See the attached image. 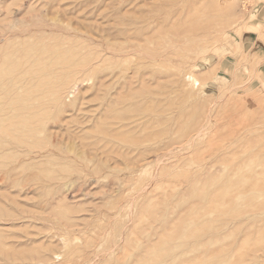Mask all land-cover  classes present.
Wrapping results in <instances>:
<instances>
[{
    "label": "rangeland",
    "instance_id": "obj_1",
    "mask_svg": "<svg viewBox=\"0 0 264 264\" xmlns=\"http://www.w3.org/2000/svg\"><path fill=\"white\" fill-rule=\"evenodd\" d=\"M0 264H264V0H0Z\"/></svg>",
    "mask_w": 264,
    "mask_h": 264
},
{
    "label": "bare ground",
    "instance_id": "obj_2",
    "mask_svg": "<svg viewBox=\"0 0 264 264\" xmlns=\"http://www.w3.org/2000/svg\"><path fill=\"white\" fill-rule=\"evenodd\" d=\"M142 21H143V20H142ZM137 22H138V21H137ZM132 23H133V21H132ZM137 32H138V31H137ZM137 34H140V33L138 32ZM119 35H124V36H126V35H127V36L130 35V29H128V28H123V29H122V28H121V29L119 30ZM135 37H136V35H135ZM137 37H138V35H137ZM210 51H212V50H210ZM210 51H209V52H210ZM161 52H163V51L161 50ZM164 52H165V51H164ZM161 54H162V53H161ZM152 55H154V54H152ZM162 55H163V54H162ZM155 56H156V55H155ZM188 57H189V56H188ZM188 57H187V58H188ZM187 58H186V59H187ZM190 59H191V58L189 57V60H190ZM200 59H201V58H200ZM189 60H188V61H189ZM197 60H198V59H197ZM184 61H187V60H184ZM184 61H183V63L186 64V65H184V66H187V65H188V61H187V62H184ZM195 61H196V59H195ZM195 61H194V62H195ZM189 62H190V61H189ZM191 63H192V62H191ZM69 64H70V63H69ZM73 65H74V64H73ZM75 65H76V64H75ZM83 65H84V64H83ZM182 66H183V65L181 64V67H179V68L182 69V68H183ZM191 67H192V68H193V67L195 68V66H192V64H191ZM196 67H197V66H196ZM184 68H185V67H184ZM184 68H183V69H184ZM184 70H185V69H184ZM71 72H72V70H71ZM74 73L77 74V72H74ZM72 75H73V74H72ZM187 75H188V77L192 78L193 80H196V76H195L192 72H189ZM20 76H21V75H20ZM82 77H83V76H82ZM78 79H79V78H78ZM78 79H76L75 82H77ZM81 80L83 81V78H82ZM79 81H80V80H79ZM84 81H85V80H84ZM84 81H83V82H84ZM75 82H74L75 86H76V85L78 86V84H79L81 81H80L78 84H76ZM74 84H73V85H74ZM6 87H7V86H6ZM51 88H52V87H51ZM147 88H148V90L150 89L149 86H147ZM74 89H75V88H74ZM136 91H137V90H136ZM138 91H139V89H138ZM155 91L158 92V90H155V89H154V92H155ZM139 92H140V94H137V95H140V97H141L142 100H143L145 97H143L141 94H145L146 97H148L146 93H143V92H142V90L139 91ZM141 92H142V93H141ZM162 92H163V91H162ZM164 93H165V92H164ZM164 93H162V94H163L162 97H164ZM154 94H155V93H154ZM154 94H150V93H149V96H151V98L149 97L148 99H153V96H154L153 101L155 102V100L157 101V97L160 99L159 96H160L161 92H160V90H159V96L157 95L158 93H156L157 97H156V95H154ZM4 95H5V94H4ZM145 95H144V96H145ZM152 95H153V96H152ZM165 95H167V94L165 93ZM56 96H57V95H56ZM132 96H133V95H132ZM142 97H143V98H142ZM62 98H63V97H62ZM132 98H133V97H132ZM132 98H131V99H132ZM131 99H129V100H131ZM133 99H135V97H134ZM145 100H146V98H145ZM145 100H144V101H145ZM160 100H164V99L161 98ZM170 100H171V99H170ZM117 101H118V99H117ZM132 101H133V100H131V102H132ZM153 101H150V100L147 101V100H146L145 102H146L147 105H148V103L153 102ZM165 101H166V99H165ZM168 101H169V100H168ZM168 101H167V103L164 102V104H165V105L167 104V106H168V103H172L171 101H170V102H168ZM174 101H175V99L173 100V102H174ZM176 101H177V100H176ZM176 101L174 102V105H172V106H173V109L175 108V104H177V102H178V104L180 103V102H179L180 100L177 101V102H176ZM112 102H114V101H112ZM135 102H136V100H134V103H135ZM137 102H138V101H137ZM157 102H158V101H157ZM157 102H156V103H157ZM58 103H59V102H58ZM125 103H126V102H125ZM134 103H133V105H134ZM158 103H159V102H158ZM142 104H144V105H142V106H143V107L145 106L146 109H147V110L144 109V108H145V107H144V108H143L144 111H148V110H150V107H151L150 105H149V109H148L147 106H146V104L143 103V101H142ZM181 104H182V103H181ZM126 105H127V104H126ZM151 105L155 106L154 103H153V104L151 103ZM170 105H171V104H170ZM38 107H39V106H38ZM109 107H110V106L108 105V108H109ZM158 107H159V106H158ZM168 107H171V106H168ZM139 108H141V106H139ZM159 108H161V107H159ZM164 108H165V110H167L166 107H164ZM39 109H40V107H39ZM133 109H134L133 111H136L135 108H133ZM176 109H177V107H176ZM176 109H175V110H176ZM32 110H33V109H32ZM62 110H63V109H62ZM62 110H61V111H62ZM168 110H171V108H170V109L168 108ZM150 111H151V110H150ZM150 111L147 112L148 117H151V116H152V115H151V116L149 115ZM163 111H164V110H163ZM182 111L185 112L184 110H182ZM182 111L179 112L180 115H178V117L181 116V114H183V115L185 114V113H182ZM153 112H154V111H153ZM159 112H161V111H159ZM200 112H201V111H200ZM203 112H204V110H203ZM21 113H23V112H21ZM21 113H20V115H21ZM135 113L137 114L138 111H137V112H133L132 115H134ZM143 113H144V112H143ZM151 113H152V112H151ZM156 113H157V112H156ZM204 113H205V112H204ZM17 114H18V112H17ZM23 114H24V113H23ZM144 114L146 115V113H144ZM157 114H158V113H157ZM175 114H177V113H175ZM193 114H194V112H193ZM142 115H143V114H142ZM153 115H155V114H153ZM59 116H60V115H59ZM134 116H135V115H134ZM134 116H132V117H134ZM200 116H201V118H202V116H203V115H202V112H201V115L197 116V114H196V116H193V118H194V117H195V118H196V117H199V118H200ZM120 117H121V116H120ZM120 117H119V118H120ZM124 117H125V116H124V114H123V117H122V118H124ZM130 117H131V116H130ZM130 117H129V118H130ZM135 117L137 118V117H138V114H137ZM145 117H146V116H145ZM152 117H153V116H152ZM178 117H177V120H178ZM203 117H205V115H204ZM117 118H118V117H117ZM126 118H127V116H126ZM129 118H128V119H129ZM155 118H156V115H155ZM199 118H197V119H199ZM63 119H65V118H63ZM115 119H116V117H115ZM132 119H133V118H132ZM132 119H130L129 122H130V124H132V127H133V124L135 125V120L133 119V122H132V121H131ZM140 119L142 120V118H140ZM156 119H157V118H156ZM182 119H183V118H182ZM55 120H57V119H55ZM126 120H127V119H126ZM163 120H164V119H163ZM179 120H180V119H179ZM21 121H22V120H21ZM28 121H29V120H28ZM64 121H65V120H64ZM122 121H123V119L121 120V122H122ZM156 121H157V120H155L154 122H152V121H151V122H152V123H155ZM160 121H162V120H160ZM164 121L167 122V120H164ZM119 122H120V119H119ZM124 122H125V121H124ZM136 122H137V120H136ZM145 122H146V121H145ZM145 122L143 123V121H142L143 125L145 124ZM149 122H150V121H149ZM162 122H163V121H162ZM166 122H165V123H162L163 126L166 125ZM200 122H201V120H199V121L197 120L196 125L199 124ZM56 123H58V122H56ZM127 123H128V121H127ZM127 123L125 122V124L128 126ZM142 123H141V125H139L138 123H136V124H138L139 126H142ZM104 124H105V123H104ZM107 124H108V123H107ZM112 124H114V122H113ZM112 124H111V125H112ZM117 124H119V123H117ZM125 124H123V122H122V124H119L118 127H120V128L117 127V131H118V129H121V130H122V134H123V132H124V128H125V127H123L122 125H125ZM130 124H129V126H130ZM155 124H157V122H156ZM155 124H154V125H155ZM158 124H159V122H158ZM162 124L160 123V126H161ZM164 124H165V125H164ZM200 124H201V123H200ZM200 124H199V125H200ZM58 125H59V124H58ZM67 125H68V123H67ZM120 125L122 126L123 129L121 128ZM138 125L135 126V127H138ZM149 125L151 126L152 124L149 123ZM154 125L152 126L153 128H154ZM199 125L195 126L194 129L198 128ZM96 126H98V125H96ZM99 126H100V125H99ZM99 126H98V127H99ZM105 126H107V125H105ZM105 126H104V127H105ZM109 126H110V125H108L107 128L105 127L106 130H108V127H109ZM155 126H157V125H155ZM160 126H158V128H159L160 130H159V129H158V130L161 132V128H162V126H161V128H160ZM166 126H167V125H166ZM204 126H206V125H204ZM204 126H202V128H203ZM6 127H7V126H6ZM54 127H55V126H54ZM59 127H60V126H59ZM59 127H58V128H59ZM65 127L67 128V126H65ZM65 127H62V128L65 129ZM100 127H101V126H100ZM111 127L113 128V125H112ZM152 127H150V131H151V129H153ZM21 128H22V127H21ZM60 128H61V127H60ZM60 128H59L58 130L61 131L62 129H60ZM112 128H110V129H112ZM126 128H129V127H126ZM144 128H147V124H146V127H145V125H144ZM144 128H143V129H144ZM167 128H168L169 130H171V129L169 128V126H168ZM167 128H166V129H167ZM183 128L185 129L186 126L183 127ZM52 129H53V128H52ZM54 129L56 130V131H55V133H56V132H57L56 127H55ZM64 129H63V130H64ZM99 129H100V128H99ZM99 129H97V130L99 131ZM113 129H114V128H113ZM186 129H188V128H186ZM190 129H191V128H190ZM194 129H193V130H194ZM204 129H205V127H204ZM63 130H62V131H63ZM68 130H69V129H67V131H68ZM101 130H102V128H101ZM114 130L116 131V128H115ZM114 130H112V133H110L111 130H110V131H106V133L109 132L110 134H113V131H114ZM127 130H128V129H127ZM135 130H136V129H135ZM144 130H145V129H144ZM153 130H154V129H153ZM162 130H164V131H163V135L169 132V130H168V131L166 130V131H167V132H166V131H165V128H164V129L162 128ZM206 130H207V129H206ZM62 131H61V134H62ZM67 131L64 130V133H66ZM131 131H132V130H131ZM146 131H147V132H146L147 136H148L149 134H151V132H150L149 130L146 129ZM148 131H149L150 133H148ZM179 131H181V129H180ZM185 131H186V134H187L188 131H187V130H185ZM189 131H192V130H189ZM48 132H49V131H48ZM129 132H130V130H129ZM129 132H126V133H129ZM133 132H134V131H133ZM136 132H138V131H136ZM142 132H143V130H142ZM142 132H141V128H140V133H142ZM153 132H154V134H153V135L151 134V135H152V138H151L152 140H153V136H155L156 129H155V131H153ZM153 132H152V133H153ZM164 132H165V133H164ZM193 132H197V131L195 130V131H192V133H193ZM198 132H199V131H198ZM204 132H205V130H204ZM204 132L200 131L199 134L201 135V133L203 134ZM64 133H63V134H64ZM69 133H70V135H73L70 131H69ZM91 133H93V132H91ZM99 133H101V131H100ZM104 133H105V132H104ZM114 133H115V132H114ZM116 133H117V132H116ZM179 133H181V132H179ZM120 134H121V131H120ZM135 134H136V133H135ZM135 134H134V135H135ZM137 134H138V133H137ZM137 134H136L135 136H138ZM146 134H145V135H146ZM181 134H182V133H181ZM188 134H190V133H188ZM199 134H198V135H199ZM47 135H48V136L50 135V137H52L51 134H47ZM70 135L68 136V132H67L66 137H67V136L70 137ZM85 135H86V134H84V136H85ZM89 135H90V134H89ZM89 135H88V137H89ZM91 135H92V134H91ZM156 135H157V134H156ZM190 135H191V134H190ZM190 135H189V136H190ZM196 135H197V134H196ZM200 135H199V136H200ZM60 136H61V135H60ZM122 136H123V135H122ZM124 136H126L125 133H124ZM124 136H123V137H124ZM130 136H132V134H131ZM147 136H145V137H147ZM157 136L160 137V135H157ZM157 136H155L156 140H157V138H158ZM161 136H162V135H161ZM187 136H188V135H187ZM73 137H74V135H73ZM73 137H72V138H73ZM75 137H77V136H75ZM79 137H80V136H78L77 138H79ZM82 137H83V134H82ZM82 137H80V140L84 138V137H83V138H82ZM162 137H163V136H162ZM190 137H191V136H190ZM192 137H193V136H192ZM192 137H191V140H192ZM77 138H76V139H77ZM89 138H91V137H89ZM92 138H94V136H93ZM95 138H96V137H95ZM95 138H94V139H95ZM124 138H126V137H124ZM124 138H123V139H124ZM134 138H135V137H134ZM134 138L131 137L130 139H134ZM140 138H141V136H140ZM140 138H139V139H140ZM148 138H149V137H148ZM160 138H161V137H160ZM182 138H183V136H182ZM188 138H189V137H188ZM101 139H102V142H103V138H101ZM158 139H159V138H158ZM189 139H190V138H189ZM193 139H196L195 136H194ZM9 140H10V139H9ZM60 140H61V139H60ZM108 140H109V139H108ZM121 140H122V139H121ZM136 140L138 141V138H137ZM149 140H150V139H149ZM159 140H160V139H159ZM159 140H157V141H159ZM85 141H88V140H85ZM106 141H107V140H106ZM122 141H123V140H122ZM126 141H127V140H126ZM131 141H132V140H131ZM150 141H151V140H150ZM26 142H27V141H26ZM96 142H97V141H94V143H95V144H94V143L91 141V143H92L91 145H92V146L95 145V147L97 148V146H98V145H101V144H99V143L97 142L98 145H96V144H97ZM108 142H109V141H108ZM118 142H119V141H118ZM132 142H133V141H132ZM132 142H131V145H134V147H135V145L137 146V144L139 143V142H136L135 139H134V142H133L134 144H133ZM135 142H136V143H135ZM5 143H6V142H5ZM9 143H10V142H9ZM115 143H116V142H115ZM119 143H120V142H119ZM121 143H122V142H121ZM123 143H125V142L123 141ZM141 143H143L142 140H141ZM189 143H190V142H189ZM192 143H193V140H192ZM116 144H117V143H116ZM127 144H130V142H129V143L126 142L125 145H127ZM81 145H82V141H81ZM83 145H84V142H83ZM88 145H89V148H90V143H88ZM107 145H109V144H106V146H107ZM120 145H121V144H120ZM7 146H9V145H7ZM15 146H16V144L14 145V147H15ZM5 147H6V146H5ZM9 147H10V146H9ZM12 147H13V146H12ZM46 147H47V146H46ZM82 147L84 148V146H82ZM19 148H20V146H19ZM24 148H25V147H24ZM38 148H39V147H37V149H38ZM98 148H99V147H98ZM98 148H97L96 150H98ZM106 148H107V147H106ZM131 148H133V147H131ZM139 148H140V147H139ZM12 149H13V148H12ZM15 149H16V148H15ZM25 149H26V148H25ZM34 149H35V147H34ZM40 149H41V148H40ZM125 149H126V147H125ZM137 149H138V148H137ZM41 150H42V149H41ZM49 150H51V149L49 148L48 151H49ZM89 150H90V149H89ZM89 150H88V151H89ZM107 150H108V148H107ZM48 151H46V152H48ZM109 151H110V149H109L108 151H106V154H107V152H108V155L111 156L112 152H110V153H111V154H110ZM111 151H115V150H114V149L112 150V148H111ZM29 152H30V151H29ZM44 152H45V151H44ZM52 152H54V151H52ZM118 152H119V153L123 152V149H122V151L119 150ZM118 152H117V153H118ZM27 153H28V151H27ZM49 153H50V152H49ZM106 156H107V155H106ZM107 158H108V157H107ZM111 158H113V155H112ZM111 158L109 157L108 159L111 160ZM114 158H115V157H114ZM114 158H113V159H114ZM5 160H6V159H5ZM103 164H106V163L104 162ZM100 167H101V165H100ZM75 238H76V236H75ZM99 248H100V247H99ZM102 249H103V248H102ZM100 254H101V253H100ZM89 256H90V255H89ZM87 257H88V256H87ZM90 257H91V256H90ZM91 258H92V257H91Z\"/></svg>",
    "mask_w": 264,
    "mask_h": 264
}]
</instances>
